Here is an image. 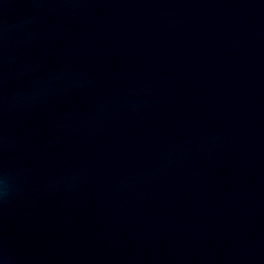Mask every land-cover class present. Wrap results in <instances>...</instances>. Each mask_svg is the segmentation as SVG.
I'll return each mask as SVG.
<instances>
[{
	"label": "water",
	"instance_id": "1",
	"mask_svg": "<svg viewBox=\"0 0 264 264\" xmlns=\"http://www.w3.org/2000/svg\"><path fill=\"white\" fill-rule=\"evenodd\" d=\"M0 264H264V0H0Z\"/></svg>",
	"mask_w": 264,
	"mask_h": 264
}]
</instances>
